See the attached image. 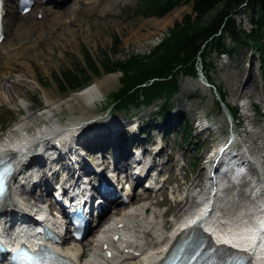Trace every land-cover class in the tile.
I'll use <instances>...</instances> for the list:
<instances>
[{
    "label": "rangeland",
    "instance_id": "1",
    "mask_svg": "<svg viewBox=\"0 0 264 264\" xmlns=\"http://www.w3.org/2000/svg\"><path fill=\"white\" fill-rule=\"evenodd\" d=\"M80 1L81 0H62L59 4H53V10L63 12L66 14V17H72L75 20L72 28L64 24L66 19L63 18L57 25L55 24L52 26L53 30L47 27L48 37H43V39L37 37L34 39V37H31L30 39L33 42H29L28 34L23 33L22 42L26 41L25 43H29V45L26 47L23 45V47L17 48V41H14L13 46L17 48L16 51H7L9 48L4 49L5 51L2 53L4 58H0V91L2 96L4 95L3 101H0V121H13L14 123L10 128L11 130L14 125L28 113V106H31L32 109L29 112H39L40 109L47 105L46 99L48 97L56 101V105L51 108L50 116L44 114V116L39 115V119L33 116L35 119L30 118L27 120V125H31V133L46 126L42 125L44 118L45 123L47 121V126L52 121L60 125L70 123L71 121H78L82 111L80 106L76 102L70 105L65 103L62 99L74 92L80 91L98 79L116 74L117 79L113 81L111 85L104 87L102 97H100V99L92 105L88 113H86V116L90 119L86 120L87 123L81 122V124H86L87 128L85 131H90L91 133V125L100 123L102 125L101 130H103L106 124H109V119H119L121 128L124 126L123 129H125L128 136L132 135V132L135 131V127H145L150 124L152 129L150 136L147 138L148 140L146 139L147 141H142L145 145L143 148L147 150L145 156L148 157V154L150 156L148 152L150 143H154V146L160 142L163 143V154L160 155L162 157L157 158V160H161V162L164 163V168L166 167L165 171L162 172V178H169L168 171H172L173 179L170 178L169 181L170 190L184 180L182 178L183 174L186 175V180L190 181L195 178L200 171L204 170L202 177L205 179L207 177L206 170L208 164L204 161V158L210 152L213 145H216L221 138L226 137L230 131L232 133L234 125L232 127L230 126L231 123L229 122L228 116L225 115L220 101L224 102L225 105L228 104L230 107L237 108V116L234 118L233 122L235 123L234 131H236V138L233 142L236 143L238 147L243 145L241 139L246 134L243 129H245L244 126L247 124V120L241 115L242 111H244L242 105L245 102L248 103L249 108L247 107V112L252 113L254 117V127L251 128V130H254L255 134L252 132L251 136L256 141L260 127L264 125V104L262 103V97L264 99V83L261 79V69L259 67L260 57L252 43H236L226 38V43L229 47V52L226 56L221 57L215 50L210 51L204 61L203 67L198 68H200L203 75L213 87H208L204 84L202 81L204 79L200 80L201 76L199 71L197 76L179 75L178 90L169 102L167 110H169L170 114L176 115V118L180 117L183 122H188L194 129L192 140L188 139V141L184 142L182 138L176 135V133L180 134L177 128H172L163 135L162 125L156 114L161 101H155L149 106L124 110L113 116L107 114L110 111L109 93L116 91L120 87L119 77L121 73L118 71L105 72L101 69L102 66L100 63L104 60L105 56H111V60L116 61L123 60L130 55L141 56L150 53L162 38L167 36L169 28L175 21L181 20L185 14L191 12V6L189 4H182L162 17H143L134 15L133 10H131L134 1L131 0H100L97 5L89 8H84ZM74 6L77 7L73 8ZM232 16L237 27L245 32L251 29L252 19L256 18V14H252L248 9H245V7H241L235 11ZM28 17L33 19V17L36 16L35 13H31ZM165 18L169 19V23L163 27L159 26V20L161 21V19ZM6 22L7 20H5V24ZM115 36H118L120 39L119 52L116 54L112 51ZM7 38L3 41V45L2 43L0 44L1 48L8 45ZM11 38L12 37H10L9 40H11ZM85 52H88L95 59L100 69L99 75L92 77L91 83L83 86V88L66 94H60L57 82L54 79V74H59L60 71L66 68H78L83 66L85 63ZM249 68L252 72L251 79L247 77ZM246 79L247 83L244 84ZM236 86H239L238 92ZM6 90H8V93ZM242 91L247 92V94L243 95ZM220 93L224 94L225 101L221 100ZM4 100H6V102ZM131 116L136 117L131 119ZM204 118L210 122V127L215 130L207 129L200 131V124L203 122L202 120ZM173 122L176 123L175 120H173ZM173 126L174 125L171 124L170 127ZM135 134L137 133L135 132ZM162 135L163 138H161ZM9 136L11 135L8 131L0 132L1 140H5ZM140 138H144V136L140 135ZM95 140H97L96 137H91L87 141H80L82 145L80 144L78 146L79 152L82 153L86 151V144ZM138 141L139 139L135 138L133 142L137 143ZM259 142H261L260 139H258L257 144H255L256 147L253 145L251 157L257 165H263L264 147H262V144ZM126 144H130L129 139ZM111 153L112 150L110 149L105 154L106 158L104 159V164H109L112 160V158H110ZM256 155L259 158H254ZM261 162H263V164ZM38 166L40 167V165ZM39 167L37 168L39 169ZM65 173V171L62 172L63 175ZM123 176L124 173H122V177ZM245 184L246 182L243 187L240 188L243 195L238 193L231 196L232 193L230 189L222 191V193L227 196L225 201L223 200V205H231L232 202L237 199V203L242 200L243 203L251 205L249 191L247 193L244 189ZM181 191L182 190L179 192ZM156 194L155 192L148 193L152 199H157ZM25 195L26 194L21 193L19 199L22 200ZM34 196H36L35 193ZM34 196L28 199L34 200ZM138 197L139 196H134L129 205L131 206ZM45 199L50 198L49 196H45ZM158 199L160 200L159 204H156L154 208L157 211L156 219L161 223L159 228H161L163 221L167 218V216H163V213L168 210V217L175 219L176 211L179 212L180 206H174L173 200H170L166 195L160 196ZM187 207L188 205L185 206V208ZM117 209L121 210L122 206H118ZM182 212L183 210L179 212V216ZM106 215L105 220H109L113 217L111 212L107 216ZM15 218L17 219V217ZM93 234L94 231L91 232L90 237H87V240L93 239ZM137 235H140L142 238L146 237V234Z\"/></svg>",
    "mask_w": 264,
    "mask_h": 264
},
{
    "label": "bare ground",
    "instance_id": "2",
    "mask_svg": "<svg viewBox=\"0 0 264 264\" xmlns=\"http://www.w3.org/2000/svg\"><path fill=\"white\" fill-rule=\"evenodd\" d=\"M12 1L13 0H6L7 2V12L5 14V18L7 19L6 28L8 31V35L9 34L10 35L7 39L8 45L2 48L0 46V58L3 57L2 53L5 51L4 50L5 48H9L7 49V51L8 50L16 51L17 48L23 47V45L25 47L29 45V43H25L26 41L22 42L23 33H27L29 36V42H33L30 39L31 37H34V39L35 37L40 39H43V37H48L47 27H50V29H52V26L55 24L57 25L60 22V20H62L63 18L66 19L64 24L70 28H72L73 23L75 21L72 17H68V16L66 17V14L58 10H52L50 13V9L53 7V4L56 2L55 0H44V2H42V0H36L37 5L35 9H33L32 11H34L35 14L42 13L41 19H38L37 17L33 19L31 17H28L27 15H29L30 13L22 17L13 8ZM99 1L100 0H81L80 2L84 8H89L94 5H97ZM76 7L77 6H74L73 8ZM159 22H160L158 23L159 26L163 27L169 23V19L167 18L161 19V21L159 20ZM10 37H12L11 40H9ZM14 41H17V46H16L17 48L13 46ZM3 43L4 42H2V45ZM247 74H248L247 77L251 79L250 77H252V72L250 68L248 69ZM116 79H117L116 74L106 76L102 79L96 80L95 82L84 87L80 91L74 92L68 97L62 99L65 103H68L70 105H72L73 102H76L80 106L82 111L78 121H71L70 123L64 125H60L57 122L52 121L47 126V121L45 123L44 121L45 118H44L42 121V125H46V126L44 128H40L36 130V132L31 133L32 131L30 128L31 125H27V120H29L30 118H34L33 116H35V118H38L39 115L44 116V114L46 116H50L51 113L50 111L52 110L51 108L56 105V101H53L49 99V97L48 98L46 97L47 98L46 106L40 109L39 112L35 111L32 113L29 112L32 110L31 106L30 107L28 106L27 107L28 113L24 115L22 119L14 125L12 130H10L9 133L11 136L7 137L5 140H0V157L7 154H11L14 156L16 163V172L15 175L13 176L14 177L13 184L10 189V192L8 193L6 205L3 211L4 214H2L0 217V233H4L5 231L2 228L4 223L12 222L14 219H16L15 217H17L18 219L22 215L27 216V213L24 211L25 208L27 209L28 207H30L31 209H33L35 207H39L38 205L46 200L45 195L42 196V192L36 197L35 200L28 199L29 197L33 198L34 192H24L27 186H29L30 184L35 185L39 179L40 180L38 182V186L42 184V186L44 185L45 187V185H47V182L49 181L47 177L49 172L48 170H50L51 166H49V164L46 161H43L44 158L42 156V151L44 147H46V149L48 150L50 149L55 150L54 152L55 156L58 155V153L59 154L63 153L66 159L65 162L68 164V165L62 164L64 166H68L66 170L67 178L73 176L71 174L74 168H70V167H73L72 166L73 163L76 162L74 160L79 159L80 156V153L76 152V148H78L79 145H76L75 141L78 139L79 141H87V139L80 140L82 133L88 132L85 131V129L87 128L86 124L82 125L81 122L87 123L85 121L90 118L86 116V113H88L92 105L95 104L100 99V97H102L104 87L111 85L113 81H115ZM246 83H247V79L244 84ZM236 90L237 92L239 91V86H236ZM6 92L8 93V90H6ZM242 94L246 95L247 92L242 91ZM3 96L0 91V101H3ZM4 101L6 102V100ZM262 103L264 104L263 97H262ZM242 107L244 111H242L241 115L247 120V124L246 126H244L245 129H243L244 133L246 134L241 139L244 145L243 154L246 158L252 160L253 158L251 157L252 156L251 151L253 150V145L257 144L258 139H260L261 142L259 143H261L262 147H264V138H263L264 125L260 127L259 133L256 137L257 139L255 141L251 136L252 132L254 133V130H251V128L254 127L253 114L247 112L249 108L247 102H245L242 105ZM207 129L213 130L214 128L208 127ZM235 132L236 131H234V126H233L232 133L230 136L231 142L235 141L234 140L236 138ZM56 144L58 145L57 148L53 146ZM158 152L152 155V157L159 156ZM257 155L254 158L256 157L259 158ZM91 157L95 161V163H97V161H100V163L102 161L103 163L104 158H106L105 156H102V154L99 155L97 152L91 153ZM135 160L137 161L134 155L125 157L120 152H118L117 156L113 160V164H114L113 173L116 172L117 169L119 168L118 164L120 161H121L120 167L125 169L129 168V170H132L136 164ZM41 162H43V164ZM261 163L263 164V162ZM39 164L40 167L38 166L39 169L37 168L38 169L37 171H33L29 174H26L31 166L39 165ZM159 166H160L159 164H156L153 166V169L160 172L161 170L166 168V167L164 168V165H162V167ZM251 169L254 173L257 174L259 173L264 178V164L257 165V163L255 162V164L253 163ZM54 170L55 171L53 172V175L57 176L56 168ZM80 170H89V167L86 166L85 163H82ZM203 171H200L199 174L190 181H187L186 175L183 174L182 178L184 179V181L179 182L178 185L176 187L174 186L173 188H171V190L170 188L167 187L166 184L169 183L170 178L173 179L172 171H168L169 178L167 177V179L164 180L163 183L161 184L160 188L157 189L154 188L160 184V180L152 179L150 178L149 175V180L152 181L155 184V186L150 185L151 189L143 187L142 190H139V188L137 190H132L127 198L128 201L126 203H121L123 204V208L121 210H117L113 212L114 213L113 217L115 218V220L111 222H106L108 224H103L101 227L102 229H100L99 231L100 234L97 237L96 235L98 232L95 234L93 239L87 240V238L86 239L84 238L81 241H77L75 243H69V242L66 243L67 239L65 238L62 244L57 245V249L60 250L67 257L73 259L77 264H157L159 259L163 255L165 244H167L170 239L176 236L179 233L180 229L184 228V226L189 225L192 221L190 217H186V219H183L180 223H178L176 218L179 216V212L181 210L185 212L190 207H193L194 204L196 203L202 189ZM152 172L153 171H150V174ZM129 178L130 175H126V179L129 180ZM78 181H79V176L74 178L75 183H78ZM212 188L213 190L217 189L214 186ZM196 189H198L197 193L194 191ZM259 189L264 192V179H262V181L260 182ZM169 190L171 193L170 196L167 195ZM180 190L182 191L179 192ZM149 192L157 193L156 194L157 199L150 198V196L148 195ZM21 193H25L27 195V197L25 195V197L22 199L24 201L22 203L24 206H22L19 199ZM240 194L243 195L242 192ZM164 195L168 196L170 200H173L174 206L176 207L180 206V209L178 210L179 212L176 211L175 219H171L170 217H168L167 216L168 210H166L163 213V216L164 217L167 216V218L163 221L161 225L162 226L161 229H159L158 228L159 222L156 219L157 211L155 210L154 206L156 204H159L160 200L158 198ZM134 196H139V197L136 198V200L130 206L129 203L131 202L132 198H134ZM210 199L214 200V196H211ZM107 200L110 199H106V202ZM236 201L232 202V204L230 202L231 205L229 206H226V204L225 206L221 205L223 199L217 201L216 204L219 203L218 208L222 211L217 210V212L211 215L210 217L207 218L202 217L201 223L206 227V229H212L213 231H215V227L216 225H218V223L221 222L227 223L228 225L227 228H229L228 232L216 236L219 239L228 238L231 241L233 240L237 243H240L241 245L249 247L251 255L253 257L252 264H264V244L260 242L256 245H253V239L255 237V233L252 231L250 227H247L245 225L246 215L248 214L249 209L240 210L239 202L237 203ZM261 201L262 200H260V202ZM118 204L120 203L117 200L109 201L107 210H111L112 208H115V206H117ZM186 205H188L187 208H185ZM253 209L255 208L252 207V210ZM199 215L200 213L197 214V217ZM117 217H119L118 220L116 219ZM119 223L120 225H118ZM156 225L157 228H155ZM111 230H115L114 233H120L122 239L120 241L113 243V241H111V237L113 236V233L112 235H109L110 239H108V234ZM137 234H146V237L142 238L140 237V235ZM106 244L107 245L111 244L110 246H112L113 255L111 258H107L104 257L103 255H100V250ZM134 251H138L139 255H136Z\"/></svg>",
    "mask_w": 264,
    "mask_h": 264
},
{
    "label": "trees",
    "instance_id": "3",
    "mask_svg": "<svg viewBox=\"0 0 264 264\" xmlns=\"http://www.w3.org/2000/svg\"><path fill=\"white\" fill-rule=\"evenodd\" d=\"M182 4H189L191 12L175 21L167 36L150 53L130 55L116 61H112L111 56H105L100 63L105 72L121 73L120 87L109 93L112 110L121 112L161 101L157 117L163 124L169 123L176 118V115L170 114L167 106L178 90L179 75L197 76L198 67H203L212 50L217 54L229 52L226 38L232 42L254 45L260 57L264 83V0H135L133 13L143 17H162ZM241 7L256 14L247 32L237 27L232 16ZM113 44L112 51L116 54L120 45L118 36L114 37ZM84 59L83 66L66 68L54 74L60 94L78 90L87 85L92 77L99 75V66L88 52H85ZM220 97L225 101L223 93H220ZM226 106L232 115L237 113L236 107ZM179 118L177 126L184 141H187L192 136V127ZM9 123L10 120L0 122V128Z\"/></svg>",
    "mask_w": 264,
    "mask_h": 264
},
{
    "label": "water",
    "instance_id": "4",
    "mask_svg": "<svg viewBox=\"0 0 264 264\" xmlns=\"http://www.w3.org/2000/svg\"><path fill=\"white\" fill-rule=\"evenodd\" d=\"M200 75H201V79H204L203 82L205 84H207V85L210 86V84L207 83V81L205 80V78L203 77V75L202 74H200ZM220 104H221V107H222L223 111L225 112V115L229 117V111H228V108L226 107L225 103L222 102V101H220Z\"/></svg>",
    "mask_w": 264,
    "mask_h": 264
},
{
    "label": "snow or ice",
    "instance_id": "5",
    "mask_svg": "<svg viewBox=\"0 0 264 264\" xmlns=\"http://www.w3.org/2000/svg\"><path fill=\"white\" fill-rule=\"evenodd\" d=\"M3 191V188L2 187H0V192H2Z\"/></svg>",
    "mask_w": 264,
    "mask_h": 264
}]
</instances>
